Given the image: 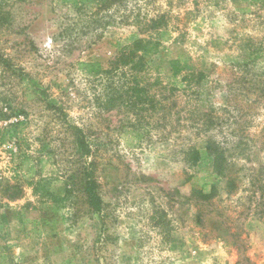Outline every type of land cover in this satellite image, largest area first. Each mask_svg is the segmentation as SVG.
<instances>
[{"label": "rangeland", "instance_id": "374dc122", "mask_svg": "<svg viewBox=\"0 0 264 264\" xmlns=\"http://www.w3.org/2000/svg\"><path fill=\"white\" fill-rule=\"evenodd\" d=\"M84 1L0 0V51L84 130L104 214L78 191L62 118L0 72V187L24 191L0 189V264H264V5ZM139 38L158 43L143 70L78 67L109 70ZM110 89L123 99L108 110Z\"/></svg>", "mask_w": 264, "mask_h": 264}, {"label": "trees", "instance_id": "16d2710c", "mask_svg": "<svg viewBox=\"0 0 264 264\" xmlns=\"http://www.w3.org/2000/svg\"><path fill=\"white\" fill-rule=\"evenodd\" d=\"M80 0H68V2H72L74 6H77ZM89 1H98V0H85L84 2ZM119 0H100L101 8L104 5H113L114 3H117ZM255 2H261L264 5V0H253ZM158 43H155L152 40H144V39H136L133 41V44L131 47H126L123 52H120L113 60L112 63H110V69L104 70L103 65L99 62H80L78 63L79 69L87 74L92 76L104 75V74H111L112 72H115L117 70H123L130 68L131 70H143L146 67V59L149 55L153 54L157 50ZM0 72H1V78L2 79H18V81L21 84H24L25 90L27 89L30 91L31 94L37 97V99L44 103L46 109L50 112H53L54 114H57L60 116L63 120L64 125L66 126V130L70 133V135L73 136L74 140V147L76 149V152L78 154L79 160L82 162L81 165V185L78 187L79 193H81L90 209V211L94 214H104V208L105 204L102 200V197L99 193L100 185L97 182V179L95 178L96 173V163L91 158L93 156L92 149L90 146V143L87 140V135L85 134L84 130L77 125L72 124L69 121V117L67 113L64 111L63 106L61 103L54 97L48 94L47 89L41 85L37 80L33 79L30 75L25 74L24 71L19 68H17L8 57L4 56V54L0 51ZM111 88V87H110ZM118 90L110 89V91L107 92V101L106 106L108 110L114 108L117 106V101L123 99L120 94L112 95L113 93H116ZM148 93V92H146ZM149 96V95H148ZM10 108L11 114H4L6 121H10L12 118H16L17 122L13 124L15 127H18L20 125L24 124V121L20 120L21 116H25L26 113L22 110H16ZM8 108V109H9ZM153 109L155 107H152ZM208 152H210V155H213V148L208 146L207 147ZM217 152V151H216ZM222 154H219V156L216 155L215 161L217 164V171L218 174L221 176V178H228V189H234L235 179L231 178L226 171L228 168L223 166V163H221ZM185 160L190 162L192 165H196L199 163L201 156L199 151L195 147H191L188 152L185 153ZM2 190L3 196L8 199L9 201H17L23 197L24 191L23 189L18 185H10L5 184L2 187H0ZM74 191H72L73 194ZM70 194V192L68 191ZM197 193V192H196ZM202 194V198L206 201L209 200V195L204 193Z\"/></svg>", "mask_w": 264, "mask_h": 264}]
</instances>
